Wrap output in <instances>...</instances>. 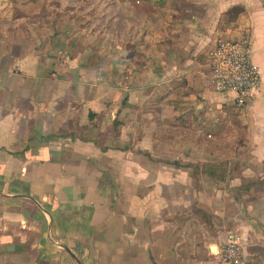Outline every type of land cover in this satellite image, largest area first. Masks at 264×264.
<instances>
[{
    "label": "crops",
    "instance_id": "crops-1",
    "mask_svg": "<svg viewBox=\"0 0 264 264\" xmlns=\"http://www.w3.org/2000/svg\"><path fill=\"white\" fill-rule=\"evenodd\" d=\"M61 19L0 22V264H215L232 233L264 264V0H180L153 44ZM220 34L261 73L243 110Z\"/></svg>",
    "mask_w": 264,
    "mask_h": 264
},
{
    "label": "built area",
    "instance_id": "built-area-1",
    "mask_svg": "<svg viewBox=\"0 0 264 264\" xmlns=\"http://www.w3.org/2000/svg\"><path fill=\"white\" fill-rule=\"evenodd\" d=\"M211 84L217 93L231 94L236 108L245 109L261 86V73L252 59V48L245 40H233L220 34L210 54ZM243 244L232 233L223 243L215 264H242Z\"/></svg>",
    "mask_w": 264,
    "mask_h": 264
},
{
    "label": "rangeland",
    "instance_id": "rangeland-1",
    "mask_svg": "<svg viewBox=\"0 0 264 264\" xmlns=\"http://www.w3.org/2000/svg\"><path fill=\"white\" fill-rule=\"evenodd\" d=\"M107 0H4L6 6L12 10V19L1 20L0 22L7 21L6 23H15L16 21L24 28L26 25L37 24L41 22L47 24L50 20H57L62 18L61 22L65 19L73 18L83 28L96 27L98 30L106 29L110 34L115 35L120 32H126L125 22L120 21L109 24V12L105 6ZM180 0H177L176 5L179 7ZM93 8V12L91 11ZM69 10L74 11L72 14ZM92 12V13H91ZM29 17V20L25 19ZM96 16V17H94ZM92 23V25H89ZM31 26V25H30ZM34 32L37 27H33ZM100 32V31H97ZM115 41V40H114Z\"/></svg>",
    "mask_w": 264,
    "mask_h": 264
},
{
    "label": "trees",
    "instance_id": "trees-1",
    "mask_svg": "<svg viewBox=\"0 0 264 264\" xmlns=\"http://www.w3.org/2000/svg\"><path fill=\"white\" fill-rule=\"evenodd\" d=\"M176 2L177 0H107L105 6L112 9V12H109V24L116 23L118 25L120 21H124L126 32H120L115 37L106 29L98 30L96 27H92L91 30L93 32L100 31L108 39L116 41L120 36H130L133 28L135 31L140 29L142 36H145L148 42L153 44L164 35L166 24L171 23L173 18L178 15ZM91 11L93 12V8ZM68 12L74 13L72 10ZM7 19H12V10L6 6L4 0H0V21Z\"/></svg>",
    "mask_w": 264,
    "mask_h": 264
}]
</instances>
